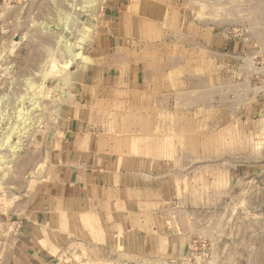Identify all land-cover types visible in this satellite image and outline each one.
Returning <instances> with one entry per match:
<instances>
[{
    "label": "crops",
    "instance_id": "crops-1",
    "mask_svg": "<svg viewBox=\"0 0 264 264\" xmlns=\"http://www.w3.org/2000/svg\"><path fill=\"white\" fill-rule=\"evenodd\" d=\"M192 9L184 0L104 1L94 64L44 141L43 179L11 213L4 264H135L187 252L192 201L183 192L200 167L214 171L199 126L229 125L230 85L183 63L232 48Z\"/></svg>",
    "mask_w": 264,
    "mask_h": 264
},
{
    "label": "rangeland",
    "instance_id": "rangeland-1",
    "mask_svg": "<svg viewBox=\"0 0 264 264\" xmlns=\"http://www.w3.org/2000/svg\"><path fill=\"white\" fill-rule=\"evenodd\" d=\"M104 1L0 0V264L10 251L11 213L44 177V141L94 64ZM184 5L232 43L214 60L183 63L230 85V123L199 126L206 132L200 148L214 152L208 160L214 171L200 167L191 175L193 189L183 192L192 201L183 217L187 252L135 264H264V0ZM205 118L220 115L209 110Z\"/></svg>",
    "mask_w": 264,
    "mask_h": 264
},
{
    "label": "bare ground",
    "instance_id": "bare-ground-1",
    "mask_svg": "<svg viewBox=\"0 0 264 264\" xmlns=\"http://www.w3.org/2000/svg\"><path fill=\"white\" fill-rule=\"evenodd\" d=\"M21 111V110H20ZM19 118V117H18ZM25 120V117L22 115L21 118L19 119V122H23ZM6 141V140H5Z\"/></svg>",
    "mask_w": 264,
    "mask_h": 264
}]
</instances>
